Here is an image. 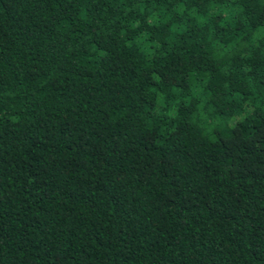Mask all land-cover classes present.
<instances>
[{
    "label": "trees",
    "instance_id": "16d2710c",
    "mask_svg": "<svg viewBox=\"0 0 264 264\" xmlns=\"http://www.w3.org/2000/svg\"><path fill=\"white\" fill-rule=\"evenodd\" d=\"M0 264H264V0H0Z\"/></svg>",
    "mask_w": 264,
    "mask_h": 264
}]
</instances>
